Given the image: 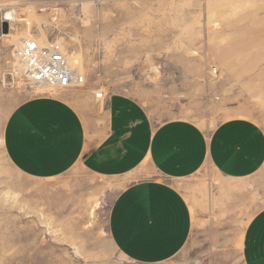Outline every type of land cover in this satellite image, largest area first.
<instances>
[{
	"label": "rangeland",
	"instance_id": "rangeland-1",
	"mask_svg": "<svg viewBox=\"0 0 264 264\" xmlns=\"http://www.w3.org/2000/svg\"><path fill=\"white\" fill-rule=\"evenodd\" d=\"M6 12L22 21L8 23L5 35L0 29V264H138L112 244L108 220L118 194L153 171L109 179L76 166L30 179L4 150L8 117L31 97L54 95L96 127L106 97L120 93L156 125L183 119L209 131L245 117L264 130V0H0V18ZM26 30L79 61L84 85L61 91L13 82L10 43ZM178 186L193 207L232 214L204 216L212 242L203 235L204 243L189 242L162 264H243L244 230L264 207V165L240 181L206 168Z\"/></svg>",
	"mask_w": 264,
	"mask_h": 264
},
{
	"label": "crops",
	"instance_id": "crops-1",
	"mask_svg": "<svg viewBox=\"0 0 264 264\" xmlns=\"http://www.w3.org/2000/svg\"><path fill=\"white\" fill-rule=\"evenodd\" d=\"M104 115L95 127L64 99L31 97L8 117L4 150L10 165L30 179L48 180L76 166L94 177L130 178L149 167L156 177L124 188L108 220L112 244L138 264H162L189 242L204 243L203 235L212 242L204 216L222 210L193 207L181 181L206 168L224 181H240L264 165V130L245 117L224 119L209 131L183 119L156 125L134 98L120 93L106 97ZM247 224L242 263L264 264V207Z\"/></svg>",
	"mask_w": 264,
	"mask_h": 264
},
{
	"label": "built area",
	"instance_id": "built-area-1",
	"mask_svg": "<svg viewBox=\"0 0 264 264\" xmlns=\"http://www.w3.org/2000/svg\"><path fill=\"white\" fill-rule=\"evenodd\" d=\"M13 17L15 15L12 12ZM34 37L24 38L13 53L7 76L29 87H49L52 90L77 89L84 85L82 69L69 65V55L58 42L39 45ZM96 98H103L97 93Z\"/></svg>",
	"mask_w": 264,
	"mask_h": 264
},
{
	"label": "bare ground",
	"instance_id": "bare-ground-1",
	"mask_svg": "<svg viewBox=\"0 0 264 264\" xmlns=\"http://www.w3.org/2000/svg\"><path fill=\"white\" fill-rule=\"evenodd\" d=\"M15 20H18L16 17H13L12 15V12H6V13H2L1 15V18H0V21L2 22H6V23H13V21ZM18 21H22V20H18ZM9 25V24H8ZM31 37V35L29 34V30H26V35L23 37V36H17L16 38L13 39V41L10 43L11 45H15V48L13 50V53L15 51V49L20 45V42L24 39V38H29ZM39 45H45V43L41 44L40 41H38L36 38L34 39ZM68 62L70 63L69 65H72V66H76V67H81L79 65V61L78 62H75V61H72L71 58L69 57L68 59ZM38 87H41V86H38ZM46 88V87H45ZM49 88V87H48ZM96 95V94H95Z\"/></svg>",
	"mask_w": 264,
	"mask_h": 264
},
{
	"label": "water",
	"instance_id": "water-1",
	"mask_svg": "<svg viewBox=\"0 0 264 264\" xmlns=\"http://www.w3.org/2000/svg\"><path fill=\"white\" fill-rule=\"evenodd\" d=\"M0 29H1V33H2L3 35L7 34L8 31H9V25H8V23H6V22H1V21H0Z\"/></svg>",
	"mask_w": 264,
	"mask_h": 264
}]
</instances>
